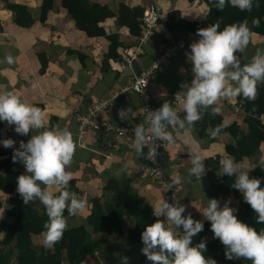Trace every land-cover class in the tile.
I'll return each mask as SVG.
<instances>
[{
    "label": "crops",
    "instance_id": "crops-1",
    "mask_svg": "<svg viewBox=\"0 0 264 264\" xmlns=\"http://www.w3.org/2000/svg\"><path fill=\"white\" fill-rule=\"evenodd\" d=\"M26 6L27 11L36 19L30 27H21L13 21V13L6 7L3 0H0V92L11 91L18 95L23 101L30 105L41 108L48 121L49 127L59 126L61 129L67 128L73 134L76 143L74 161L67 169L72 173L74 185L70 190L77 193L78 197L86 201L85 210L73 217H67L68 228L86 224V218L90 212L91 198L103 197L107 195L103 191L110 175L126 167L118 178L128 181L131 189L137 196L141 197L150 206L163 200V194L158 186L149 178L137 172L138 166L143 162L144 157L137 158L135 152V140L120 137L112 140L108 135L99 132H90L81 139L77 132L75 121L76 113H84L97 100L106 97L109 93L122 84L129 81L132 76L126 75L123 62V51L126 47L136 43V36L130 33L128 26L117 22L115 15L121 6L131 10H144L153 0H90L101 6L106 7L113 13L112 16L104 18L99 22L105 33L116 34L119 45L116 48L118 57H108L110 39L105 35L87 36L79 29L74 20L69 16L67 9L61 5V0H8ZM163 10L168 13L178 10L181 16L188 21L204 20L208 14L209 7L205 0L192 5V0H156ZM47 7L44 20L39 19L42 7ZM140 21V17L138 18ZM167 28L161 26L157 33L144 46V54L140 57V64H144L154 56L163 42L166 41L168 34ZM169 35L177 40H185L188 51L190 45L197 41L199 37L192 32L178 33ZM264 49V36L256 33L251 37V56L244 51L240 54L242 65L251 62L256 50ZM14 57V63L9 65L5 61L7 55ZM46 61V68L40 71L41 60ZM191 63L182 54L172 55L165 60L158 68L150 82V93L155 105V110L163 103L171 105L173 93H181L184 97L182 83H191L193 79ZM232 101H238L237 98ZM125 117L122 120L130 123H140L139 106L140 102L135 94H129L119 98ZM213 108L219 109L213 111ZM212 117L220 116L222 123L228 125L236 122L245 128L243 122L244 114L234 113L231 107L224 101H218L208 108ZM103 116H110L103 113ZM183 119V106L180 114ZM264 118V114L261 115ZM3 127L0 131V141L13 139L15 147L19 148L20 141L25 143L31 138L30 132L27 136L18 135L14 126H8L2 122ZM215 129L213 124L205 121L204 118L197 122L194 127L169 129L173 132L174 144L165 145L162 149V159L167 178L174 184L175 190L169 203L176 200L185 205L187 211L184 215H191L193 219L201 222L207 220L202 212L208 205L210 199H217L221 207L229 199L230 207L236 208L237 200L232 196L227 198H209L206 189L213 180L214 173L209 165L206 164L207 173L200 181L188 176V169L191 167L189 152H198L204 161L207 158L226 153L225 144L232 141L228 134H220L216 138L209 136V132ZM36 134V133H33ZM0 149L13 155V148H4L0 143ZM260 159L258 165L264 166V143L259 146ZM146 154V148L143 149ZM145 156V155H144ZM1 158V157H0ZM241 165L242 171H249L255 163L247 158L237 160ZM21 174H25V167L20 162H14ZM220 167L216 173H220ZM117 177V176H116ZM180 180V183H174ZM54 194L57 189H50ZM9 194L0 191V219L10 222L6 213L10 207ZM37 209L43 205L36 201L31 203ZM152 207V206H151ZM161 220L164 218L161 217ZM130 227L127 218L124 219L121 234H111L113 237L111 251L98 248L96 250V261L88 259L79 264H121L117 253L127 256L129 264H139L142 247L139 244L129 246L125 243V232ZM88 231L89 228H88ZM176 234H182L183 229H174ZM1 235H3L1 233ZM198 235L193 237V241ZM209 238H214L212 231L208 232ZM34 245H42L43 232L31 236ZM63 260L61 264H65ZM9 264H17L14 256L10 258Z\"/></svg>",
    "mask_w": 264,
    "mask_h": 264
},
{
    "label": "clouds",
    "instance_id": "clouds-1",
    "mask_svg": "<svg viewBox=\"0 0 264 264\" xmlns=\"http://www.w3.org/2000/svg\"><path fill=\"white\" fill-rule=\"evenodd\" d=\"M218 11L230 6L241 12H251L253 7L259 8L258 0H212ZM253 26L258 27L259 21L254 19ZM252 29L247 21L231 24L220 30L219 23L199 28V37L190 45L187 54L191 63L193 79L191 83H182L183 119L179 112L169 103H163L158 109L147 111L145 124L133 129L135 137V152L137 158L144 157L143 149L150 147L148 156L156 155L155 141L174 144L173 132L192 128L202 120L204 112L221 100H233L243 97L248 101L258 98V85L264 84V49L258 48L251 62L242 65L240 54L250 44ZM5 61L12 65L14 57L7 55ZM219 109L213 108V111ZM0 121L8 126H14L18 135L31 138L25 143L20 141L19 148L15 147L13 139L0 141L4 148H13L12 161L20 162L25 167V174L16 179V191L24 205L39 201L46 210L48 217L44 223L42 245L51 250L63 239L68 228L69 217L81 214L86 208V201L79 198L77 193L70 190L72 173L67 169L74 161L76 143L73 134L59 126L49 127L44 111L23 101L11 91L0 92ZM223 125L217 126L208 134L212 138L220 135ZM36 133V134H33ZM191 167L188 176L200 181L206 175L207 168L198 152L190 151ZM220 176L235 177L231 187L242 194L246 202L257 214V224H264V187L260 178H250L249 171H242L241 165L235 158L225 153L219 159ZM119 169L115 175L119 177L126 171ZM174 183H180L176 180ZM50 189H57L54 194ZM169 189H166V191ZM229 199L221 207L217 199H210L202 212L210 221L214 238L225 247V257L228 260H249L252 264H264V230L256 228L238 219V209L230 207ZM153 215L157 218L147 226L141 234L143 247L141 253L152 264H217L211 257H206L207 241L193 244V237L203 231L204 224L192 216L184 215L185 205L179 200L169 203L163 199L151 205ZM164 219L161 220L160 218ZM183 229L177 235L174 229ZM121 264H129V258L117 253Z\"/></svg>",
    "mask_w": 264,
    "mask_h": 264
},
{
    "label": "trees",
    "instance_id": "trees-1",
    "mask_svg": "<svg viewBox=\"0 0 264 264\" xmlns=\"http://www.w3.org/2000/svg\"><path fill=\"white\" fill-rule=\"evenodd\" d=\"M6 7L13 13V21L21 27H30L35 18L27 11L26 6L16 3H10L3 0ZM52 1V0H46ZM209 7L208 14L204 20L188 21L184 19L178 10H172L167 13L168 21L165 27L174 34L178 33H197L199 28L207 27L210 24L219 23L220 30L225 26L247 21L252 33L264 36V0H258L259 8L253 7L251 12H241L237 8L226 7L222 12L218 11L212 0H205ZM61 5L67 9L69 16L74 20L79 29L83 30L87 36L106 35L110 39L108 57H118L116 48L119 45L116 34H106L104 29L99 26L104 18L112 16L113 13L106 10V7L90 0H61ZM47 7L43 6L39 15L40 20H44ZM142 10H131L121 6L120 11L115 14L117 22L119 21L128 26L133 35H138L140 30L139 17L142 16ZM259 21V26H253V20ZM247 55L251 56V41L245 50ZM249 56V57H250ZM46 61L41 60L40 71L46 68ZM242 102L244 110L245 128L236 122L228 125L222 123L220 116L212 117L209 110L204 112L205 121L213 124L214 128L223 125L220 134H228L231 142L225 144L226 153L235 158V161L244 158L255 163V166L249 170L250 178H260L261 187H264V166L258 165L260 159L261 143H264V125L260 119L264 114V84L258 85V98L248 101L245 98L238 97ZM3 124L0 122V131ZM223 155L207 158L205 163L214 171L213 180L206 189V195L209 198H227L232 195L237 200L236 213L238 219L254 227L257 231L264 230V224H257V214L244 202L242 194L231 187L235 177L220 176L216 173L219 166V159ZM0 191L9 194L10 207L6 215L11 218L10 222L0 219V264H9L10 258L14 256L17 264H61L66 260L67 264H79L88 259L96 261L98 248L111 251V234H121L124 219L130 222V227L126 230L124 238L129 246L139 244L143 247L141 234L145 228L156 221L153 215V208L131 189L128 181L124 178H118L110 175L107 183L103 187V197H92L90 212L86 218V224L82 223L75 227L67 228L63 234V239L53 249L48 250L43 245H34L31 236L45 231L44 223L48 217L44 206L37 209L30 203L24 205L22 198L16 191V179L21 175L12 161V154L0 149ZM145 158V156H144ZM74 181H70V186ZM58 194V193H57ZM1 206V201H0ZM68 215L67 212L64 213ZM204 228L193 241V244L206 239L207 251L206 257H211L217 261V264H252L249 260H228L225 257V247L216 238H209L208 232L211 230L210 221L203 222ZM88 228L90 231H88ZM1 233L3 235H1ZM181 235V234H177ZM139 264H152L146 256L141 255Z\"/></svg>",
    "mask_w": 264,
    "mask_h": 264
},
{
    "label": "built area",
    "instance_id": "built-area-1",
    "mask_svg": "<svg viewBox=\"0 0 264 264\" xmlns=\"http://www.w3.org/2000/svg\"><path fill=\"white\" fill-rule=\"evenodd\" d=\"M200 1L192 0L191 4L196 5ZM167 21V13L156 0L146 5L140 17V30L136 36V43L126 47L123 51V62L125 66L129 67L133 61L139 62L140 57L144 54V46L146 43L157 33L161 26L166 25ZM188 53L186 41L183 39L177 40L169 35L168 32L166 41L163 42L159 51L144 64H140L139 62L140 70L137 74H133L129 81L111 91L106 97L95 101L86 112L75 114L79 137L83 139L90 132H99L108 135L112 140L119 139L120 137L135 140L133 129L137 125L145 124L147 111L155 110L149 89L151 79L163 62L172 55L182 54L187 57ZM129 94L137 95L140 102L139 113L141 121L138 124L122 120L125 117V111L119 103V98ZM222 101L228 104L234 113L244 114L242 102L232 100ZM171 106L181 114L183 106V95L181 93H173ZM103 113H108L110 116H103ZM260 119L264 125V118L260 117ZM145 127H147L146 124ZM164 145V141H155L154 147L156 148V155L154 159L148 156L150 147L152 146L145 147V158L138 166L137 172L153 181L161 190L164 199L167 200L172 197L175 186L165 174L162 159ZM166 189L169 190L166 191Z\"/></svg>",
    "mask_w": 264,
    "mask_h": 264
},
{
    "label": "water",
    "instance_id": "water-1",
    "mask_svg": "<svg viewBox=\"0 0 264 264\" xmlns=\"http://www.w3.org/2000/svg\"><path fill=\"white\" fill-rule=\"evenodd\" d=\"M124 69H125L124 71L126 72L125 73L126 75L132 76L133 74H137L139 72L140 64L138 61H133L129 67L125 66Z\"/></svg>",
    "mask_w": 264,
    "mask_h": 264
},
{
    "label": "rangeland",
    "instance_id": "rangeland-1",
    "mask_svg": "<svg viewBox=\"0 0 264 264\" xmlns=\"http://www.w3.org/2000/svg\"><path fill=\"white\" fill-rule=\"evenodd\" d=\"M65 264H67V262Z\"/></svg>",
    "mask_w": 264,
    "mask_h": 264
}]
</instances>
